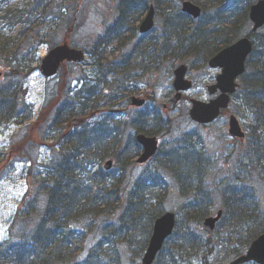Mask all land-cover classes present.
Here are the masks:
<instances>
[{
  "label": "rangeland",
  "instance_id": "rangeland-1",
  "mask_svg": "<svg viewBox=\"0 0 264 264\" xmlns=\"http://www.w3.org/2000/svg\"><path fill=\"white\" fill-rule=\"evenodd\" d=\"M47 1L49 3L52 0L7 2L10 11L28 8V23L25 24L22 35L19 34L22 25L13 27L0 24V37L3 42L11 44L15 41L19 44L18 40L32 37L28 46L24 47L22 44L23 46L17 48L18 45L15 44V52L10 57L0 53V71L3 73L0 78V101H8L14 105L13 110L9 109L2 114L4 118H0V248L7 240L15 237L12 236V229L15 227L18 213L27 206L24 207V204L35 197L36 193L42 197L46 167L52 164L54 156L59 153L66 139V131L68 132L67 128H63L66 125L62 127L61 122L54 121L58 108L66 101L74 107V112L85 110L83 121L89 120L91 115L98 112L97 119L111 120L114 127L119 122L124 123L120 133H123L126 141L137 134L139 126L155 132L162 130L168 122H171L173 127L170 134L162 138L163 141L193 132L201 138L200 144L207 151L205 155L212 159L210 182L217 180L221 183L224 180L225 183L233 179L234 168L242 154H245L247 141L239 144V141L229 135L228 113L233 112L240 118L248 134L253 122V115L244 104L243 95L240 93V98L233 101L230 110L212 125L196 124L189 117L190 99L210 100L207 86L214 83L220 72L210 69L206 63L211 53L220 48L219 41L224 38L220 34L221 30L229 26L228 22H225V16L217 14L219 5L214 4L215 0L199 1L206 9L207 15L200 22L194 23L186 17H177L174 14L172 8L176 6L180 10V1L170 4L165 0H148L156 6L157 12L154 30L144 37L138 28L146 12L140 16L133 13L130 19L119 18L127 0H65L63 3L53 2V10L47 8ZM169 5L172 6V13L169 12ZM241 8L243 9V6ZM76 12L79 14L78 21L71 25ZM210 24L214 25L213 28H208ZM114 30H117V34ZM238 31V38L249 35L252 32L251 23H244ZM192 35H206V43L203 46L194 45L192 48L198 51L190 49L191 46L188 45H192L191 43L187 44V38ZM37 39L40 40L39 43ZM65 39L73 46L86 51V61L82 64H66L60 74L46 79L39 69L41 59L51 48L50 43L56 45ZM199 39L194 38L196 41ZM254 39L258 49L257 55H261L264 51V29L257 32ZM44 41L48 43L43 44ZM33 43L34 46L31 47ZM151 45L156 46V50L158 48L159 56L155 60L149 55L153 52ZM142 61L145 63L143 66ZM183 62L190 66L188 78L194 82V88L174 105L171 102L175 95L174 69ZM241 82L244 85V80ZM25 89L28 94L22 96ZM126 89L135 90L132 91L134 95H148L146 107H128ZM91 91L96 92L92 97L89 93ZM97 99L100 107L97 105ZM156 102L170 104L169 111L159 112L154 108ZM95 105L98 108L91 111L90 108ZM89 121L94 122V119ZM255 126L258 127L259 134L260 124ZM124 149L123 145L106 152L101 164L104 167L107 160L114 159L112 175L121 180L120 197L124 200V192L134 188V181L140 174L144 177L162 176L159 179L163 178V187L155 184L150 192H159L164 200L165 210L175 212L178 222L186 225V207L192 203L190 194H182L173 175L163 176L164 170L159 167L161 161L139 165L134 157L136 152L129 154ZM149 183L154 184L153 181ZM250 184L255 189L257 202L264 207V184L256 179ZM218 188L219 185L212 190L211 195L215 196V199L209 208V215H215L218 210L224 208L222 197L218 196ZM125 203V200L124 203L121 200L116 203L115 207H119L116 218L123 213ZM98 222L100 225L102 221ZM179 228L181 229L182 225H178L177 229ZM195 228L203 237L204 243L200 246L198 258L191 264H225L232 259L229 255L233 250L239 252L248 245L249 235L244 234V243L239 244V239L231 238L232 230L229 226H219L211 238L202 225H195ZM98 236L92 233L84 241L83 256L88 254ZM143 237L139 234L134 240L135 246H132V249L137 254L132 251L131 246L128 248L126 243H118L123 264H142L144 253H140L146 249L148 242H144Z\"/></svg>",
  "mask_w": 264,
  "mask_h": 264
},
{
  "label": "trees",
  "instance_id": "trees-1",
  "mask_svg": "<svg viewBox=\"0 0 264 264\" xmlns=\"http://www.w3.org/2000/svg\"><path fill=\"white\" fill-rule=\"evenodd\" d=\"M9 1L0 0V24L13 27L22 25L19 33L22 35L29 16L27 17L26 10L10 11L7 7ZM247 1L214 2L219 5L218 15L225 16V22L229 26L221 30L220 34L224 38L219 41L220 48L211 55L233 43L240 35V26L249 22V7L255 0ZM147 7L148 0H127L120 11V18L130 19L133 13L140 16ZM51 8L53 10L54 6ZM204 10L206 11L205 8ZM174 14L179 17L181 13L175 10ZM191 37L192 45L189 46L193 51H198L192 49L194 45L199 47L198 45L206 43L194 40L197 36ZM1 38L0 53L10 57L15 52L13 47L16 43L3 42ZM28 38L18 40L17 48L28 46L32 37ZM33 46L34 43L31 44ZM257 53L256 47L248 62V72L243 78L245 84L242 95L243 101L255 113L256 122L263 124L264 51L261 55ZM13 108L14 105L8 101H0V114L4 115ZM63 108L56 114L55 121L61 122L62 126L64 123L69 124L66 129L68 132L65 130L66 144L63 143L52 164L46 167L42 197L36 193L35 197L24 204V207L27 206L23 207V211L18 213L12 229V236L15 237L7 240L0 248V264H123L118 243H126L132 249L139 234L147 242L155 220L164 212L162 196L159 192H150L155 184L163 187V178L160 180L162 176L156 178L147 175L139 177L131 191L124 192L125 209L120 216L115 217L119 208L115 207L116 203L120 200L124 203L119 194L121 180L112 175V172H106L101 166L102 161L106 152L116 147L124 145L125 152L130 154L138 152L140 146L135 138H128L124 144L123 133L119 132L122 128L120 124L110 129V120L87 123L82 120L84 114L81 110L74 113L70 104ZM0 118L4 116L0 115ZM74 122L75 130L72 131ZM139 128L142 132L145 131L142 126ZM189 141L191 139L188 135L177 139L167 149L166 156L160 159V168L173 175L183 194H192L190 198L193 202L186 207V225L178 222L182 228L177 229L167 242L156 264H191L204 243L195 225H201L209 215V208L215 197H212V191L208 187L209 173L205 158ZM254 149L257 158L252 162L253 173L246 170V176L264 184V142L259 137L254 141ZM236 178V182L226 185L223 183L221 189H218V196L222 197L225 208L220 225L229 226L232 230L231 238L239 239V244L244 243L242 238L244 234H248L247 244H250L264 232V207L257 202L254 190L240 177V173H237ZM152 181L154 184L150 185L149 182ZM98 221H102L100 225ZM92 233L99 236L88 254L83 256L84 241ZM132 251L137 254L134 249ZM240 251L233 250L230 255H239Z\"/></svg>",
  "mask_w": 264,
  "mask_h": 264
},
{
  "label": "water",
  "instance_id": "water-1",
  "mask_svg": "<svg viewBox=\"0 0 264 264\" xmlns=\"http://www.w3.org/2000/svg\"><path fill=\"white\" fill-rule=\"evenodd\" d=\"M183 10L187 14L194 17L201 15V8L192 2L186 1L183 5ZM155 9L152 6L146 19L141 24V32L150 31L154 26ZM251 20L254 22V30L264 26V0H260L253 5L250 12ZM253 49L252 42L248 38H243L233 44L232 46L222 50L210 61V66L213 68H222V73L218 76V83L209 87L210 93L214 94L218 89L222 94L215 100L205 103L198 100H193V108L191 116L194 120L201 123H210L214 121L221 112V109L229 106L231 97L236 91V79L244 73L245 63L248 55ZM85 58L84 52L75 48H71L67 42L52 49L49 54L43 59L41 70L46 77L54 76L65 60L68 61H83ZM188 67L183 64L175 71L176 79L174 85L178 91L174 97L177 102L181 97V91L191 88L192 83L186 80ZM1 76V72H0ZM25 91L24 94H26ZM144 100L137 97H130L129 103L131 105L141 106ZM231 133L238 137H243L244 133L241 131L240 123L235 116H231ZM141 144L144 146V153L138 160L139 163L146 162L155 155L158 149V140L155 137H147L139 135ZM112 161H108L106 169L112 166ZM223 215L219 211L216 216H210L205 219L203 227L212 236L215 232L217 224ZM176 214L173 212H166L159 217L154 225V232L150 239L147 252L144 255L142 264H154L158 253L162 250L165 241L173 234L176 227ZM255 262L257 264H264V233L261 234L255 241L252 242L250 248L245 254L234 260L229 264H245Z\"/></svg>",
  "mask_w": 264,
  "mask_h": 264
},
{
  "label": "flooded vegetation",
  "instance_id": "flooded-vegetation-1",
  "mask_svg": "<svg viewBox=\"0 0 264 264\" xmlns=\"http://www.w3.org/2000/svg\"><path fill=\"white\" fill-rule=\"evenodd\" d=\"M164 110H168V107H167V108H165Z\"/></svg>",
  "mask_w": 264,
  "mask_h": 264
}]
</instances>
